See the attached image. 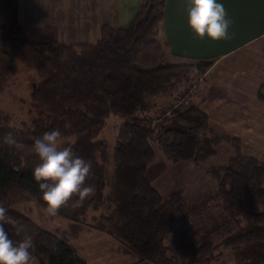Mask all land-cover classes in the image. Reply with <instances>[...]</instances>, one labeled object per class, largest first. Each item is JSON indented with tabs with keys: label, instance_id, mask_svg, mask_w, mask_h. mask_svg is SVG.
<instances>
[{
	"label": "trees",
	"instance_id": "16d2710c",
	"mask_svg": "<svg viewBox=\"0 0 264 264\" xmlns=\"http://www.w3.org/2000/svg\"><path fill=\"white\" fill-rule=\"evenodd\" d=\"M18 3L0 0V73L13 72L11 62L19 61L37 80L28 122L10 125V116L0 112V207L7 219L30 222L12 209L17 202L43 206L32 174L39 163L33 143L58 129L60 147H72L92 164L86 183L94 191L80 206L74 197L57 215L111 235L153 264H193L213 259L220 248L232 249L234 264H264V157L236 151L224 165L211 166L215 184L200 203L189 202L180 189L162 195L152 185L165 169L154 146L166 161L178 163L207 158L217 143L199 106L203 98L193 102L190 88L206 81L213 60L175 55L159 41L165 0H141L128 25H103L94 44L72 45L61 44L53 27L21 24ZM258 98L264 102V86ZM162 101L169 105L163 108ZM111 116L122 119L112 142L99 137ZM8 133L22 147L7 145ZM210 207L218 209L216 221L197 227L191 217ZM5 228L14 241L26 238ZM34 228L31 258L40 264H86L75 248Z\"/></svg>",
	"mask_w": 264,
	"mask_h": 264
},
{
	"label": "crops",
	"instance_id": "0c3cea01",
	"mask_svg": "<svg viewBox=\"0 0 264 264\" xmlns=\"http://www.w3.org/2000/svg\"><path fill=\"white\" fill-rule=\"evenodd\" d=\"M140 1L19 0L17 17L26 27L57 29L61 44H92L99 38L103 25L111 28L128 25L138 11ZM188 2L165 0L160 40L175 55L213 60L206 70V81L200 86L202 92L198 93L199 86L193 91L195 96L203 98L199 106L209 120L212 133L234 137L247 150L264 157V102L258 98V90L264 86V0H218L223 3L231 23L228 38L216 41L207 36L201 38L189 28ZM222 144L226 153L215 150L207 159L226 155L227 160L233 151L226 141L217 147ZM208 167H200L202 175L191 194L184 190L192 203L202 202L211 195L209 192L215 180ZM12 208L30 222L11 220L10 228L31 239L35 235V226L44 229L75 248L86 264H153L141 260L103 231L45 213L43 206L36 201L17 202ZM21 225L30 227L32 233H26L28 229ZM222 250L216 259H203L193 264H234L232 249ZM31 264L40 263L31 258Z\"/></svg>",
	"mask_w": 264,
	"mask_h": 264
},
{
	"label": "clouds",
	"instance_id": "9594fccd",
	"mask_svg": "<svg viewBox=\"0 0 264 264\" xmlns=\"http://www.w3.org/2000/svg\"><path fill=\"white\" fill-rule=\"evenodd\" d=\"M187 24L199 37L207 36L213 41L227 39L231 21L223 3L218 0H189ZM61 132L53 129L35 139L33 148L39 163L32 170L37 183L45 213L55 216L58 210L74 197L80 206L94 191L86 181L92 173V164L78 155L72 147H60ZM4 142L16 148L22 145L8 133ZM6 209L0 207V264H31L33 242L30 237L14 241L5 225Z\"/></svg>",
	"mask_w": 264,
	"mask_h": 264
},
{
	"label": "rangeland",
	"instance_id": "374dc122",
	"mask_svg": "<svg viewBox=\"0 0 264 264\" xmlns=\"http://www.w3.org/2000/svg\"><path fill=\"white\" fill-rule=\"evenodd\" d=\"M158 38H159V41L161 42L160 37ZM69 45H72V44H69ZM11 64L14 67L13 72L0 73V112L4 115L10 116V125L19 127L22 122H28L31 119L32 114L30 113V92H31L33 83L37 80V76L33 70L26 68L19 61H12ZM200 86H203V85L202 84L199 85L200 90H198V93L202 92ZM194 87L195 86H190V88L193 89L192 92L194 91V89H196ZM193 93H196V92H193ZM199 97L200 95L195 96L194 94V96L192 97L193 102H196ZM167 100L169 103H172L171 99H167ZM168 102L167 103L163 101L161 102L163 104V108L169 105ZM150 115L154 116L153 113H150ZM121 122H122V119L118 117H113V116L109 117L106 120L104 128L102 129L99 137L112 142L116 135V132L118 131V128ZM210 136H217V143L214 145V149L217 151L223 152L224 154L226 153L223 149L225 148V145L222 144L221 146L217 147V145L223 141H226L231 147V150L233 151L232 155L235 154L236 151H238L241 155L255 153V152H252L251 150H247L246 149L247 147H245L242 143L241 144L236 143V145L233 144V142L230 139L224 138L222 134L219 135L214 132V134L211 133ZM227 137L231 138L230 136H227ZM62 142L63 141L60 140V144ZM154 149L156 153L155 154L156 160L163 161L165 164L164 171L157 178H155L152 182L153 187L162 195H166L168 192L172 190L180 189L183 192V195L186 197L187 195L184 194V190L187 192V194H191L192 189H194V184L197 183V181H199L202 175L200 172L201 166L209 165L208 167L209 169L211 166L215 165L214 162L224 164L228 160V159L226 160V155H225V156H220V157L218 156L216 158H213L212 160L207 159L209 158L208 156L207 158L201 161H198V162L182 161L178 163H172V162H168L165 160L164 156L156 148V146H154ZM176 164L177 166H174ZM191 165H194V167H192ZM211 193H212V190L209 192V195ZM197 203H200V202H197ZM218 215H219L218 209L216 207L215 208L210 207L206 212L202 214H194L191 217L192 219L191 221H193L194 224H196L197 227L199 228L210 227L214 224ZM9 221L11 222V220ZM10 225H12V223ZM13 227L17 228L15 225H13ZM21 227L25 228V230L28 229L26 233L29 232V235L33 231L27 225L25 226L21 225ZM171 240H172V235L170 234L165 239V243L170 244ZM222 249H226V248L218 249L217 250L218 254L215 253L213 258L216 259L217 256H219V254L224 251Z\"/></svg>",
	"mask_w": 264,
	"mask_h": 264
},
{
	"label": "built area",
	"instance_id": "2783aa9c",
	"mask_svg": "<svg viewBox=\"0 0 264 264\" xmlns=\"http://www.w3.org/2000/svg\"><path fill=\"white\" fill-rule=\"evenodd\" d=\"M176 103H177V102L173 103V105H175ZM155 122H157V120H156Z\"/></svg>",
	"mask_w": 264,
	"mask_h": 264
}]
</instances>
